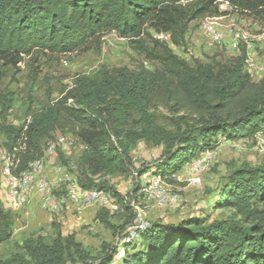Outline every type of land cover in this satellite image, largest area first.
Wrapping results in <instances>:
<instances>
[{
  "label": "trees",
  "instance_id": "trees-1",
  "mask_svg": "<svg viewBox=\"0 0 264 264\" xmlns=\"http://www.w3.org/2000/svg\"><path fill=\"white\" fill-rule=\"evenodd\" d=\"M222 4L264 18V0H0V69L16 68L40 53L88 51L100 47L108 33L157 63L154 69L141 64L135 71L103 69L96 78L78 76L62 99L20 128L8 125L13 95L0 90V134L7 153L15 155V163L19 160L13 174L42 158V142L61 130L85 148L78 160L81 188L119 197L107 181L97 179L130 174L136 144L156 143L163 155L154 166L137 171L136 196L142 189L139 179L152 174L172 182L194 158L214 151L218 136L234 141L264 134V79H250L245 45L237 58L215 67L184 61L156 37L165 34L171 44L184 46L190 25L222 16ZM160 107L179 118L175 131L160 126L150 113ZM136 198L141 203V194ZM124 207L131 212L127 230L136 217L132 207ZM216 207L231 210V217L211 223L197 217L149 221L139 238L124 246L122 264H264V163L232 173L220 188ZM110 214L100 208L96 220L117 230ZM12 235L11 213L0 197V246ZM118 250L103 246L92 258L74 236L58 230L51 244L29 242L24 255L3 264H110Z\"/></svg>",
  "mask_w": 264,
  "mask_h": 264
},
{
  "label": "rangeland",
  "instance_id": "rangeland-1",
  "mask_svg": "<svg viewBox=\"0 0 264 264\" xmlns=\"http://www.w3.org/2000/svg\"><path fill=\"white\" fill-rule=\"evenodd\" d=\"M220 9L225 13L220 16L223 17L220 21L223 37L221 45L206 49L202 27L205 20L211 18L206 17L190 25L184 46L177 47L169 42L174 54L189 63L199 60L216 67L231 62L241 54V46L246 44L241 41L238 49H235L233 44L237 35H247L250 42V48L246 46L247 58L253 59L257 65H264V18L237 12L225 4H222ZM34 59L37 60L34 62ZM141 64L150 69L157 68V63L136 54L129 47L128 41L115 33L104 35L100 47L94 45L88 51L59 56L40 53L34 55L32 59L27 57L16 68L0 69V90L7 89L13 95L7 123L15 128L30 123L32 117L62 99L74 87L78 76L96 78L103 69L127 68L135 71ZM261 79H264V75L259 80ZM259 80L252 79V82ZM150 113L160 126L168 131H175L174 122L179 118H172L173 115L166 108L160 107L151 110ZM61 136L70 137L74 146L67 152L57 149L55 153H49V143L55 142ZM217 140L218 147L214 151L202 153L191 161L193 163L203 160L209 155L207 171H193L190 163L172 182H167L170 189L181 196L178 208L156 209L152 205L143 204L140 198L148 221L176 222L197 217L211 223L231 217V210L216 207L220 188L227 183L228 177L241 167H257L264 163V134L258 133L256 136L234 141L218 136ZM84 150V146L71 134L57 130L49 135L42 142V151L47 157V178L59 181L61 175L57 169L66 166L68 173L81 187L80 180L83 179V175L78 168V160ZM6 155L5 137L0 134V197L4 210L11 213L13 220L12 238L0 246V264L8 263L18 255H24L29 242L51 244L58 230L67 236H74L76 242L81 243L92 258L98 257L103 246H118L119 238L126 231L125 224L131 222V212H128L124 205L131 207L133 201H136L134 198L140 197L139 193L135 196L139 178L137 171L142 167L154 166L162 157L163 148L156 143L140 141L131 152L133 172L97 179L98 182L107 181L119 195L115 197L110 194L119 210L110 212L109 221L117 230L107 228L96 220L99 209L96 210L95 207L79 210L65 203L60 213H52L43 211L36 199H31L28 206L13 210L8 201V182L4 175ZM74 166L77 170H73ZM149 176L139 179L141 185L151 179ZM62 195V192L56 193V199L62 200ZM120 231L122 235H119Z\"/></svg>",
  "mask_w": 264,
  "mask_h": 264
},
{
  "label": "built area",
  "instance_id": "built-area-1",
  "mask_svg": "<svg viewBox=\"0 0 264 264\" xmlns=\"http://www.w3.org/2000/svg\"><path fill=\"white\" fill-rule=\"evenodd\" d=\"M223 17H211L205 20L202 27L204 32L206 49L221 45L223 37L221 34L220 21ZM160 40H165L168 43L170 38L168 35H156ZM241 41L250 48V42L247 35H237L234 42V48L238 49ZM147 65V64H145ZM246 71L252 80H259L264 75V65L256 64L253 59H246ZM49 153H55L58 149L62 152L69 151L74 142L68 136H61L55 142L49 143ZM25 146V145H24ZM24 149V147H20ZM212 151H207L209 153ZM15 155L7 153L5 156L4 175L8 182L7 197L10 207L13 210H20L31 203L32 197L37 198L38 204L43 211L60 213L63 209V204L83 209L86 207L103 208L110 212L118 211V206L112 201L110 193L97 189L85 190L82 189L77 181H75L66 166L59 167L57 172L61 175L59 181H51L47 178L46 172V156L31 162L28 169L20 175H14L13 169L17 168L19 160L14 162ZM210 156L206 155L204 159L197 160L191 163L193 171L205 172L208 170ZM76 168V166H74ZM57 173V174H58ZM58 174V175H59ZM146 176H149L146 175ZM151 179L142 185L140 194L142 196V203L152 205L156 209H175L181 204V196L170 189L167 181L162 177L153 175L149 176ZM198 182V181H197ZM63 183V185H61ZM62 192V200L56 199L55 194ZM143 204L133 201L131 207L135 213V221L127 228L126 232L119 238V250L114 256L110 264H122L125 256V245L134 243L140 235V232L148 228L149 221L145 218Z\"/></svg>",
  "mask_w": 264,
  "mask_h": 264
},
{
  "label": "crops",
  "instance_id": "crops-1",
  "mask_svg": "<svg viewBox=\"0 0 264 264\" xmlns=\"http://www.w3.org/2000/svg\"><path fill=\"white\" fill-rule=\"evenodd\" d=\"M32 199H36V202L38 203V200H37V198H35V197H32ZM33 201V200H32ZM35 203V202H34ZM96 208V207H95ZM96 210H98L97 208H96Z\"/></svg>",
  "mask_w": 264,
  "mask_h": 264
}]
</instances>
